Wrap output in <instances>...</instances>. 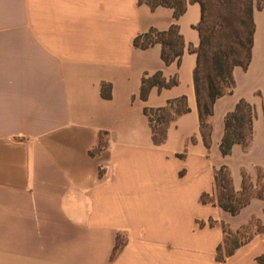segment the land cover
<instances>
[{
	"label": "crops",
	"instance_id": "obj_1",
	"mask_svg": "<svg viewBox=\"0 0 264 264\" xmlns=\"http://www.w3.org/2000/svg\"><path fill=\"white\" fill-rule=\"evenodd\" d=\"M176 21L179 64L164 65L160 46L133 39L167 30L172 10L138 0H0V264H257L264 232L216 261L222 224L235 231L254 217L264 231V196L232 216L200 203L214 174L264 178V6L253 10L252 57L232 71L231 94L213 105L210 147L200 133L193 69L197 4ZM162 71L169 89L139 97L144 74ZM102 83L111 97L102 98ZM186 97L189 112L154 145L144 108ZM244 99L254 112L247 150L219 143L224 117ZM105 144L97 149L98 140ZM209 221L214 225L210 226ZM118 247L112 257L114 248Z\"/></svg>",
	"mask_w": 264,
	"mask_h": 264
},
{
	"label": "trees",
	"instance_id": "obj_2",
	"mask_svg": "<svg viewBox=\"0 0 264 264\" xmlns=\"http://www.w3.org/2000/svg\"><path fill=\"white\" fill-rule=\"evenodd\" d=\"M200 9V18L193 28L197 31L199 42L196 48L190 46L188 51L196 56L193 69V84L199 118L200 133L206 149L210 147L211 118L214 102L233 92L235 82L232 71L235 67L246 70L252 57L255 23L253 19L254 0H191ZM150 9L166 7L172 10L174 22L167 30L154 28L137 35L132 45L138 49H147L154 45L160 46V58L164 65L175 62L177 65L184 53V41L176 21L186 11V0H138ZM258 6L256 9H261ZM178 84L176 75L166 80L162 71L144 74L141 78L139 97L145 101L152 88L169 89ZM102 98L111 97V85L102 83ZM189 112L186 97L181 96L169 100L160 108H144L154 145H162L166 140L168 127L181 115ZM252 106L240 99L234 109L224 117V132L219 143L223 157L230 155L232 147L239 145L247 150L252 139ZM98 140L97 149L104 147ZM264 196V178L258 170L254 186L250 177L242 175L241 189L236 192L226 166L220 167L214 174V192L212 195L203 193L200 203L218 206L232 216L237 215L248 205L252 198L262 199ZM213 226L214 222L209 221ZM223 241L217 247L216 261L224 262L235 251L246 245L254 236L262 234L263 226L259 219L252 217L247 224L233 231L222 224ZM118 247L114 248L112 257ZM257 264H264V252L256 258Z\"/></svg>",
	"mask_w": 264,
	"mask_h": 264
},
{
	"label": "rangeland",
	"instance_id": "obj_3",
	"mask_svg": "<svg viewBox=\"0 0 264 264\" xmlns=\"http://www.w3.org/2000/svg\"><path fill=\"white\" fill-rule=\"evenodd\" d=\"M258 6L263 7L264 6V0H254V9L258 8ZM262 95V97H264V78L263 81L261 83V89L259 92V95Z\"/></svg>",
	"mask_w": 264,
	"mask_h": 264
}]
</instances>
